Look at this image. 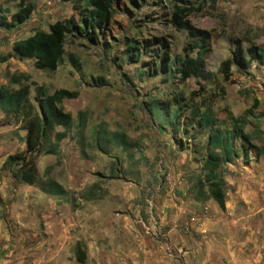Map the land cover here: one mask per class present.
Here are the masks:
<instances>
[{
	"label": "rangeland",
	"instance_id": "obj_1",
	"mask_svg": "<svg viewBox=\"0 0 264 264\" xmlns=\"http://www.w3.org/2000/svg\"><path fill=\"white\" fill-rule=\"evenodd\" d=\"M233 1L189 0L190 7L200 9L190 15V23L211 38L203 79L178 82L159 71L164 55L170 63L182 58L191 44L184 33L170 25L176 0L135 4L119 0L113 6L111 24L98 36L97 44L83 35H66L62 62L54 71L37 70L32 61L15 59L9 53L4 59L14 61L6 64L0 82L17 90L19 86L9 84L10 76H25L23 84L29 88V102L35 110L37 87L48 95L55 91L74 94L60 105L72 124L58 151L48 154L53 134L61 128H55L36 159L35 166L40 157L50 162L45 180H39L40 187L51 195L59 193L55 186H60L50 177L71 175L78 187L73 191L60 187L63 200L75 205L87 194L94 201L105 197V212L133 217L136 209L154 210L164 204L170 192L179 188L186 190V197L193 201H209L198 199L195 186L203 176L212 128L232 133L237 122L250 137V145L235 138L236 150L244 147L248 159L261 151L264 68L255 65L239 73L233 67L226 79L222 64L238 49L244 53L251 45L264 48V13L250 17L249 10L238 11ZM3 3L4 8L15 12L12 0ZM75 6H82V1L45 0L24 25L9 31L0 28V43L37 30L47 32L67 21L78 24ZM260 9L264 7H255L254 13ZM132 42L139 52L135 59L131 57L135 52L128 49ZM255 101L257 107H253ZM203 113L212 118L211 126H199ZM7 119L22 130L20 120ZM238 152L239 159L247 162ZM227 165L216 170L224 178L229 174ZM149 219L148 215L141 216L146 238L155 235L154 222Z\"/></svg>",
	"mask_w": 264,
	"mask_h": 264
},
{
	"label": "crops",
	"instance_id": "obj_2",
	"mask_svg": "<svg viewBox=\"0 0 264 264\" xmlns=\"http://www.w3.org/2000/svg\"><path fill=\"white\" fill-rule=\"evenodd\" d=\"M44 1L30 0L34 12ZM233 2L250 17L263 16V9H254L264 7V0ZM33 33L0 43V58ZM13 61L0 62V73ZM25 136L0 110V264H264V148L258 157L227 165L224 209L212 200L193 201L179 188L154 210L123 217L105 212V197L94 201L87 194L72 205L62 193L43 190L39 180L50 169L43 157L35 183L23 184L18 167L6 162L25 151ZM53 176L65 191L78 187L71 175ZM143 215L154 222L149 238L142 233Z\"/></svg>",
	"mask_w": 264,
	"mask_h": 264
},
{
	"label": "trees",
	"instance_id": "obj_3",
	"mask_svg": "<svg viewBox=\"0 0 264 264\" xmlns=\"http://www.w3.org/2000/svg\"><path fill=\"white\" fill-rule=\"evenodd\" d=\"M15 3V12L0 5V28L12 30L24 25L33 15L34 6L30 0H12ZM71 1V0H65ZM82 6H75L78 24L71 21L64 25L50 27L49 31H35L26 39L18 40L12 45V57L18 60L32 61L34 67L40 71H54L62 62L65 48L66 35H83L90 43L97 44L98 36L110 26L113 16V6L119 4V0H80ZM130 4L144 2L145 0H125ZM189 0H176L170 14V25L178 32L184 33L191 44L184 49V56L176 58L168 63L164 55L159 71L178 82L190 79H203L204 61L208 55L210 35L206 31L198 30L189 21L190 15L198 12L199 8L190 7ZM162 2H159V5ZM136 43L128 44V49L135 52L132 59L138 58L139 52L134 48ZM4 62V58H0ZM264 68V48L251 45L244 53L237 50L232 58L222 64L225 78L227 79L231 68L239 73L250 70L253 66ZM25 76L12 75L9 84L17 85V90L9 86H0V110L6 118L13 117L22 123L21 129L26 132V149L21 154L7 158L8 166H16L17 174L25 185H33L36 181V159L40 156L42 146L50 142V136L55 128H61V132L53 135V144L48 154H56L59 143L66 137L72 121L68 113L64 112L60 105L64 100L72 99L74 94L66 91H55L48 95L41 87L35 90L34 102L36 109L29 102V88L24 85ZM257 107V102L254 106ZM197 116L193 114V117ZM177 115H175V118ZM198 117V116H197ZM201 120V121H200ZM212 118L206 114L200 115L199 126H211ZM118 137V136H117ZM119 138V137H118ZM240 139L242 143L250 145V137L245 135L243 128L235 122L233 132L212 128L208 137V151L203 164V176L198 179L195 186L199 200H212L221 209L225 206V180L216 170L223 165L235 162L240 158V152L244 160L248 159V152L244 147L236 150L234 139ZM121 141V144H123ZM263 151H258V157ZM59 193L63 190L55 186Z\"/></svg>",
	"mask_w": 264,
	"mask_h": 264
},
{
	"label": "built area",
	"instance_id": "obj_4",
	"mask_svg": "<svg viewBox=\"0 0 264 264\" xmlns=\"http://www.w3.org/2000/svg\"><path fill=\"white\" fill-rule=\"evenodd\" d=\"M149 233V231L148 230H146V234H148Z\"/></svg>",
	"mask_w": 264,
	"mask_h": 264
}]
</instances>
